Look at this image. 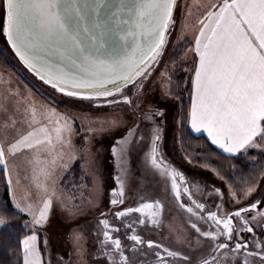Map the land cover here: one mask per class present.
I'll list each match as a JSON object with an SVG mask.
<instances>
[{
  "label": "snow or ice",
  "instance_id": "1",
  "mask_svg": "<svg viewBox=\"0 0 264 264\" xmlns=\"http://www.w3.org/2000/svg\"><path fill=\"white\" fill-rule=\"evenodd\" d=\"M3 7V32L29 70L62 96L88 101L93 108H109L114 113L88 120L87 133H111L126 125L111 148L118 168L115 180L120 186L118 192H112L113 206L124 203L128 157L133 146L145 140L139 130L147 124L151 135L145 167L165 182L170 181L181 207L197 221L209 224L204 230L191 222L193 236L178 234L177 243L198 248L206 241V254L198 264H264V242L260 239L264 237V184L260 183L264 168L235 187L234 181L214 170L225 182L226 191L215 188L220 204L216 211L205 213V205L194 200L187 187L181 188L180 182L186 181L184 174L166 164L160 153L161 129L156 118L164 113L151 94V85L145 84L167 46L169 25L176 23L173 10L177 0H3ZM203 8L190 49L197 58L191 80V127L196 132L206 131L212 144L230 156L254 160L250 150L264 154V0H217ZM170 82L168 76L158 85L163 96L171 93ZM0 113L4 117L0 122V167L7 174L9 157L31 153L27 163L33 165V179L43 192L39 203L27 198L22 203L13 197L11 208L0 207V228L9 227V218L15 215L12 208L29 218L26 227L31 234L21 242L23 264H152L147 259L150 251L155 264H175L177 257L188 264V255L136 232V225L161 228L164 206L160 201L116 211L115 218L122 220L120 227L106 218L99 219V231L94 234L83 224L69 223L61 240L69 244V251L55 261H45L38 233L49 227L54 199L66 208L70 218L79 211L65 205L57 194L55 180L58 156L65 150L74 156L76 151L72 141L75 117L56 116L54 109L38 115L31 105L10 110L2 103ZM40 116L50 122L55 117L54 136L46 126L38 127ZM41 146L51 157L45 161L51 168L36 167L41 163ZM8 185L11 188L10 176ZM182 194H187L190 204L181 200ZM228 203L241 206L220 214ZM134 212L140 215L123 220ZM106 215L100 212L101 217ZM244 233L251 234V240ZM121 235L132 243H123ZM90 238L98 248L87 246ZM43 243L47 249V235Z\"/></svg>",
  "mask_w": 264,
  "mask_h": 264
},
{
  "label": "rangeland",
  "instance_id": "2",
  "mask_svg": "<svg viewBox=\"0 0 264 264\" xmlns=\"http://www.w3.org/2000/svg\"><path fill=\"white\" fill-rule=\"evenodd\" d=\"M215 2L217 0L177 1V7L173 14V19L176 23L174 25L170 24L169 33L167 34V46L163 51V55L159 58V64L155 66L152 76L149 77V80L145 84V87L151 85V94L157 102V106L162 108L164 113L163 116L156 118L161 129V140L159 141L160 153L166 164L184 174L186 181L180 182L181 188L187 187L191 192L192 198L205 205V213L207 211H216V206L220 204V199L215 193V188H221L226 191L225 182L213 170L189 163L190 159L184 154L180 143L181 104L172 96V93L168 96H163L158 85L162 79H166L176 69L170 64V56L173 48L179 41L187 37L192 40L195 38L199 27L197 21L202 18L201 14L204 11L203 5ZM4 20L5 9L3 7V0H0V46L2 45L10 51L11 55L9 59L19 69V73H14L19 82H15L13 79L16 78H13L14 76L11 71L0 68V103L6 104L10 110L16 108L23 109L25 106L31 105L37 109L38 115L48 109H54L56 116H74V124L77 123L81 128V134L77 135L75 132L72 137L76 149L74 156L67 150L63 151L58 156L55 166L57 194L63 197L65 205L68 207L75 206L79 208V211L75 213L74 219L70 218L66 208L54 199L49 227L46 232L38 233L40 252L45 261L50 258L55 261L57 256H64L69 251V244L61 243L62 234L69 223L83 224L86 230L94 234L99 231L96 227L99 219L106 218L110 223L120 227L122 220L115 218L114 213L116 211H122L129 207L136 208L141 203L149 201H160L164 206L161 228L157 229L150 224L136 225L137 234L142 235L145 239H155L174 251H180L188 255L190 257L188 264H198L201 257L206 254L207 242L203 241L201 247L189 248L186 245L177 243L176 236L181 234L192 237L194 230L191 228V222H197L198 226H201L204 230L209 228V224H206L204 221H197L196 217L191 216L185 208L181 207L180 202L177 201L171 189L170 181L165 182L159 174H155L145 167L144 155L148 150L151 135L149 126L147 124L141 125L139 131L140 134L144 135L145 140L135 144L128 157L129 174L124 181L125 194L122 197L124 203L113 206L110 203V200L114 198L112 192L114 190L118 192L120 186L115 180L118 174V168L116 160L112 156L111 148L115 140L124 134L126 125L111 133H87L88 120L105 118L114 113L109 108H93L88 101H79L64 97L52 89L50 85L41 81L12 52L6 35L3 32ZM193 61L189 50V53L184 56L183 62L193 65ZM161 74L166 75L162 76ZM171 84L170 82V89H172ZM121 115L123 114L121 113ZM190 116L191 109L189 126ZM39 118L41 124L38 127L46 126L54 136V128L56 127L54 122L55 117H53L52 122L43 116ZM86 135L89 137L87 140L83 139ZM79 141H81L80 144ZM80 157H84L86 160L84 170L86 175L91 179V186L88 187L86 184H83L73 196L60 189V181ZM31 158L32 154L28 152L18 154L15 157H9L8 175L11 176L12 180L11 200L15 197L23 203L25 202V198H27V200L33 203H39L43 196L42 190L36 187V182L33 179V165L27 163ZM40 160L41 163L36 166L37 168H51V165L45 164V161L51 160V157L43 150V146L40 149ZM8 175L6 174L7 182ZM39 179L43 181L44 177L40 176ZM48 183L50 184L51 181L49 180ZM260 183L264 184V179H261ZM196 185L199 187L197 188ZM181 200L185 204L191 203L187 194H182ZM243 203L246 204L247 201ZM240 206V204L233 203L225 204L220 214H223V211H234ZM101 211L107 215L101 217ZM139 215V213L134 212L130 216L123 218V220L131 221ZM25 228L31 232V229L26 227V223ZM124 231L125 229L121 227V233ZM45 235L49 237V246L47 249H45L44 243H41L40 240V237H42L44 241ZM243 235L251 240V234L244 233ZM257 235L259 236V230H257ZM121 239L123 243H132V241L123 235H121ZM260 239L264 242V237ZM87 246L95 249L98 248V243L90 238ZM252 246L250 243L249 247L251 248ZM93 254L95 255V252ZM65 258L67 259L68 257L66 256ZM147 259L152 264H155L156 258L151 254V251ZM167 259L170 261L173 260L171 257ZM89 264H91V261ZM175 264H185V262L177 257L175 258Z\"/></svg>",
  "mask_w": 264,
  "mask_h": 264
},
{
  "label": "trees",
  "instance_id": "3",
  "mask_svg": "<svg viewBox=\"0 0 264 264\" xmlns=\"http://www.w3.org/2000/svg\"><path fill=\"white\" fill-rule=\"evenodd\" d=\"M1 44V39H0ZM192 47L189 38L179 41L173 48L170 56V64L176 69L170 75L172 96L181 104V132L180 143L184 154L193 164L206 167L210 170H218L225 175L226 179L240 184L243 180L251 179L264 168V154L259 150H250L255 159L244 156L232 157L217 149L203 135H195L189 128V114L192 102L191 80L193 78V65L184 63L183 58ZM10 51L0 46V68L19 73L17 65L10 61ZM194 62V61H193ZM76 134H81L80 126L74 124ZM81 141H79V144ZM86 160L80 157L63 176L60 181V189L70 195H75L77 189L83 184L91 186V179L86 175L84 164ZM215 172V171H214ZM7 205L12 207L10 187L6 173L0 168V207ZM14 216L9 218V227L0 228V264H23L22 241L31 232L26 230L25 223L28 217L12 208ZM41 243L43 238L40 237ZM43 246V245H42Z\"/></svg>",
  "mask_w": 264,
  "mask_h": 264
},
{
  "label": "crops",
  "instance_id": "4",
  "mask_svg": "<svg viewBox=\"0 0 264 264\" xmlns=\"http://www.w3.org/2000/svg\"><path fill=\"white\" fill-rule=\"evenodd\" d=\"M187 38H189V37H187ZM190 40H191V42H192V47H193V41H194V38H193V40L191 39V38H189ZM191 47V48H192ZM190 48V49H191ZM188 53H189V51H188ZM190 54H191V58H192V60H196L197 58L196 57H194V55H193V52L190 50ZM12 74H13V78H16V79H13L15 82H19L17 79V77H16V75L14 74V72H11ZM1 74V73H0ZM3 113H0V122H2L3 121ZM190 130L195 134V135H203V136H205L210 142H211V138L208 136V134H207V132L206 131H204V130H201L200 132H196V131H194L193 129H192V127H191V116H190ZM211 144H212V142H211ZM214 145V144H213ZM217 149H219L221 152H223V150L222 149H220L217 145H214ZM224 154H226V155H228V156H230L228 153H225V152H223ZM9 173H7V175H8ZM11 177V176H10ZM8 178H9V175H8ZM11 198H12V186H11Z\"/></svg>",
  "mask_w": 264,
  "mask_h": 264
},
{
  "label": "water",
  "instance_id": "5",
  "mask_svg": "<svg viewBox=\"0 0 264 264\" xmlns=\"http://www.w3.org/2000/svg\"><path fill=\"white\" fill-rule=\"evenodd\" d=\"M178 1V0H177ZM175 10V9H174ZM174 10H173V14H174ZM170 26V25H169ZM7 38V37H6ZM8 42V40H7ZM9 44V47L11 48L12 52L14 53V55L18 58V60L25 66V64L23 63V61L20 60V58L16 55L15 51L13 50L12 46L10 43ZM26 67V66H25ZM27 68V67H26ZM28 69V68H27ZM31 71V70H30ZM33 74H35L33 71H31ZM36 75V74H35Z\"/></svg>",
  "mask_w": 264,
  "mask_h": 264
}]
</instances>
